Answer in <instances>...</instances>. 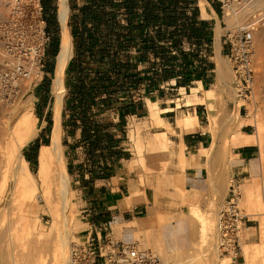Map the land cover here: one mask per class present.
<instances>
[{
	"label": "bare ground",
	"instance_id": "6f19581e",
	"mask_svg": "<svg viewBox=\"0 0 264 264\" xmlns=\"http://www.w3.org/2000/svg\"><path fill=\"white\" fill-rule=\"evenodd\" d=\"M0 2L3 4L4 2L12 4V8H8L11 9V12L7 10L8 13L6 11H0V20L1 18H4L0 22V33L3 31L6 33L3 37L0 36V42H2L0 45V58L21 62L27 66L30 72L29 79L24 85L19 87L20 90L16 97L9 96L11 92L8 91L2 93L4 97L8 96L7 101L2 100L3 98L0 97V106L3 108L8 109L7 107L13 106L11 109L16 107L21 110V116L19 115L20 118L16 121V124L10 125L9 119L6 118L7 120H4V117L2 120L4 122L2 124L0 123V264H73L71 250L75 245L74 241L77 237L79 227L78 219L73 210L74 195L65 161L61 136L62 100L66 91L65 75L69 62L73 56L74 46L73 37L68 29L70 7L67 0H58L57 2V13L61 26V43L60 50L55 57V71L51 84V90L55 96V124L52 129L50 143L43 144L40 148L38 170L35 174L30 169L29 161L22 151L39 132V128L37 127L38 117L34 112L33 94L30 85L32 84L31 82L33 80L35 81V78H38L42 72L39 60L44 51V25L46 22L41 19L40 16V0H0ZM199 3L203 13L202 16H211L206 10L207 1L200 0ZM262 9H264V0H225L224 19L228 25L227 28L231 31H233V29L235 30V28L241 30L239 24H241L242 20L245 21L246 15L252 16L248 25L251 26L252 29L258 28L260 26L258 19L261 16V12L259 13L258 11ZM5 21H8V24L10 25L8 28L3 29ZM216 21L217 26L214 47L217 89L219 88L221 91L228 94L230 99H234L236 106L235 112L230 115V118L226 120L225 123H222V127L224 126L225 129L231 127L233 129L230 133V142L234 146L257 145L260 148V154L262 156V154H264L263 111L261 113L258 111H252V113L250 112L247 116H240L239 109L241 105L247 104L248 102L246 97H239L237 88L233 87L231 84L233 80L235 81V75H233L232 72L233 66H231L229 59L223 57L221 54V36L223 27L219 20ZM248 22H246V24ZM29 23L33 24L26 26ZM247 26L246 28L249 27ZM238 29L235 31H239ZM17 30H20L21 34L26 37L27 44L25 43L24 45L27 46V49L18 46L16 40H14V42L11 41L13 39L12 37H14L11 33H15ZM256 35L257 33L254 37H256ZM215 88H205L203 82L199 81L198 86H193L191 88V95H200L199 102L206 105L208 99H211L216 95ZM182 92L186 95L184 90ZM193 103L194 101L189 100H186L185 102L186 105H192ZM179 105L180 103L178 106ZM148 107L149 116L155 120L156 125L170 127L161 116V113L165 110L159 106L158 100L148 99ZM208 117L209 123L206 127H203V130L210 131L213 134V140L208 147H201L199 151L200 156L204 158L207 165H209L211 161L213 162V160H215L213 158H215L218 155L217 153L221 151L216 148L217 143L215 140V137L220 130L219 117H217V113L215 115L209 114ZM177 122L178 126L185 131H194L200 126L198 115L195 112L185 114L183 117L178 118ZM246 125H254L256 130L253 133H246L242 129ZM136 131L138 130L136 129ZM132 137H135L136 139L138 136L133 133ZM156 144H159L161 149L165 151L169 150L170 146L173 145V142L170 139L168 132L160 131L155 134V142L150 143L149 148L154 150ZM144 149V144L138 141L136 145L138 153L137 160L145 168L147 163L144 156ZM182 149L183 148L181 147L180 154H178L180 157L179 161L183 167H187L189 162L186 158V153H184V150L182 151ZM220 154L221 153L219 152V156ZM218 159L221 160L220 158ZM191 160H193V158ZM227 161L230 163L231 158L228 157ZM227 161L223 163L222 167L223 176L225 177L230 175L231 170V164H227ZM132 164L135 163L132 161ZM140 180L143 181V179ZM9 183L11 184L9 185ZM240 186L242 197L238 202L239 205L241 204L243 208H247L249 211L247 212L250 213V216L252 215L251 218L259 219L263 229L264 214L258 212L259 210L257 206L254 204L252 206V203L254 202L253 197L255 196V194L253 196L254 191L252 186L248 184ZM39 192H41V195L38 194ZM134 195L135 194L132 193L130 196L126 197L127 203H131ZM40 200H44L46 206H48L49 210L52 212L53 221L47 228L33 215L34 213H31V210L38 207ZM254 206L257 207V211L253 208ZM215 214V212L205 213L198 208L191 209V216L195 219L196 224H198V230H196V232H191L193 235L194 232L196 233L197 240L196 242L193 241L190 236V231L186 233L184 239L186 236L187 241L180 246L179 250L174 251L170 256L168 255L169 257L167 256L168 260L171 258V263L227 264L231 262V256L229 258L224 255V257L218 256L219 258H217V252L222 250H218L217 243H219V233L217 230V218ZM133 226L134 225H131V227ZM146 232L141 231L138 236L141 238L143 237V240H146L145 242L147 243L149 237L151 238V235L149 236ZM209 233H212V236H210ZM214 233H217V243H213L214 238H216V234L214 235ZM154 238L156 237L154 236ZM157 242L160 241L157 240ZM241 243L243 245V256L247 264H260L261 261V264H264V257H260L261 253L263 254L262 248H264V241L261 245L258 243H247L243 241ZM185 245L187 246L186 250ZM182 254L186 256L182 258ZM179 256H181L180 258L182 259H179Z\"/></svg>",
	"mask_w": 264,
	"mask_h": 264
},
{
	"label": "crops",
	"instance_id": "0c3cea01",
	"mask_svg": "<svg viewBox=\"0 0 264 264\" xmlns=\"http://www.w3.org/2000/svg\"><path fill=\"white\" fill-rule=\"evenodd\" d=\"M120 1L118 0V3ZM206 1V10L211 16L213 14L212 17L202 16L200 0H151V6L155 8L153 16L146 15L143 12L144 8H141L139 15L130 17V21L126 18L120 20L122 24L130 22L133 26L128 29L131 30L130 35H132L130 37L132 41L129 43L133 47L123 51L127 61L123 60L125 64L118 72L119 83H109L110 86L112 85L111 89L117 90L116 95L109 96H115V103L122 106V111L118 114L119 123L115 121L108 129L98 130V133L92 135L91 144H84L76 139L69 144L73 152L71 162L73 173L78 178L76 182L80 184L78 190L86 206L91 231L97 233L102 241L110 242L117 249L128 243L111 240L105 232L107 225H111L112 222L121 224L138 221L147 218L150 214L149 205L144 197L133 196L132 206H126L129 204L126 197L135 192V181H132V174L129 176L127 165L124 163L128 161L125 144L129 142L130 122L137 120L143 124L146 120L152 119L149 117L148 99L159 101V106L165 110L161 116L170 127L164 125L154 127L152 135L146 140L151 137L149 142L154 143L153 135L166 131L173 142L169 150L165 151L159 150L156 144L157 149L152 152V158L157 162L169 161L168 170L172 176L170 181H175L176 177L180 176L187 188L205 192L211 188L208 166L199 152L201 147H208L213 140V134L203 130V127L208 125L209 111L205 104L199 102L198 96L191 95V88L198 86L199 81H202L205 87H213L215 84L212 83L216 75L214 42L208 52L206 41L207 39L215 41L216 20L221 22V5L216 0ZM57 2L58 0H54L52 6L56 8L54 10L50 6L47 16L55 12L56 20L59 22ZM163 7H166L165 13ZM55 33L53 28L51 35L54 36ZM51 44L52 42L47 44L45 51L48 76L55 71V64L52 68L55 55L54 51L50 52L53 48ZM225 53L226 47L222 42L221 54ZM91 84L94 86V83ZM183 90L186 95L183 94ZM44 93L41 96L42 110L39 116L43 126L37 137L39 141L27 149L29 163L38 159L39 147L43 145L44 138H48L47 129L51 127L48 121L51 117L46 110L50 100L47 99L48 94ZM186 100L194 103L186 105ZM194 112L198 115L200 126L194 131L182 130L178 126V118ZM137 127L139 128L138 125ZM75 132L76 138L78 133L80 135L83 132V128ZM85 146V150L91 153L87 159L80 157ZM181 147L189 162L186 168L185 166L182 168L179 161L178 154ZM233 153L237 157L231 163L230 175L235 179L236 176L248 173L252 159L257 153V146H238ZM151 216L155 217L154 214ZM162 229L170 243L176 241L183 243L187 240L186 236L184 239L187 232L184 221L172 222ZM168 233H171V236Z\"/></svg>",
	"mask_w": 264,
	"mask_h": 264
},
{
	"label": "rangeland",
	"instance_id": "374dc122",
	"mask_svg": "<svg viewBox=\"0 0 264 264\" xmlns=\"http://www.w3.org/2000/svg\"><path fill=\"white\" fill-rule=\"evenodd\" d=\"M91 1L92 0H68L67 1L70 7V13H69V18H68V29L70 31L71 36L73 37L74 46H73V56L69 62L68 69L65 75L66 91L63 95V100H62V110H61L62 133H61V136H62L65 161H66L67 169H68L70 180H71V188H72L73 195H74L73 196V202H74L73 210H74V214L76 218L78 219L79 229H78L77 237L74 241L75 245L78 243L85 242L87 233L91 231V226L88 222L87 210H85L86 209L85 203L82 201L80 192L78 190V187L80 186V184L76 182L78 178L73 173V168L71 165V162L73 160V152L71 151L72 147H69V144L75 141L74 139L80 142H84V144L86 143L91 144V141L93 140L92 135H94L95 133H98V130L103 131V130L108 129L110 125H113L115 123V121L116 123H119L118 114L119 112L122 111V108H121L122 106L115 103V100H116L115 96L113 97L109 96L110 94L116 95L117 90L109 88L110 85H108V83H119L120 80H119V74L117 72V69H118L117 66L119 65V63L123 64L125 63V61H127L126 56H123L124 55L123 51H127L133 47L130 45V43H128V46L126 47L124 44L120 45V44L115 43V46L110 47L112 49L111 54H104L100 51L103 49L102 47L105 46V40H102V39L95 40V39L88 38V45L90 46L93 45L94 51L84 52L83 54H80L77 52V49H78L77 41L80 40V33H81V28H80V23H79V16L81 15V8L89 4ZM111 1H113L115 4L118 2V0H111ZM97 2H99L104 7L107 6L106 11L110 13L111 19H114V20L125 19L126 17L124 15L126 14L125 9L123 8L120 9L117 6L112 7L109 4L106 5L107 3L105 0H97ZM40 3L43 6V0H40ZM9 4L10 3L8 2L7 3L4 2V4L0 2V9H2L0 11L7 10L11 12V9H8V8L9 7L12 8L11 6L12 4H10V6ZM163 8H164L163 12L165 13V7ZM258 12L259 13L261 12L260 14L263 19L264 9L259 10ZM42 15L46 21V34L50 35V39L47 40L45 44V51H46L47 44L50 42H53L54 37H57L60 43L61 26L59 22H57V20L55 21L56 17L54 18L52 17V21L54 20L53 22L58 24L56 25V35L52 36L51 35L52 29L49 28V23L47 21V16H46V11H45L44 6L42 10ZM224 16H225V7H221L220 24L223 27L221 43L223 42L224 46L226 47V53L222 56L228 58L231 63V66H233V61L230 59V56H229L230 51H228L230 47H229V44L226 43L225 33H226V30H228L227 28L228 25L224 19ZM261 16L258 19L260 22V26L256 29H253V31L254 30L257 31V32L254 31L257 33V35L256 37H253L254 38L253 47L255 51L254 56H253L254 65H255V80H254L253 96L246 97L248 103L243 104L244 106L241 105L242 107H240L239 109L240 116H247L248 114H250V112L252 113V111H258L260 113L263 111L262 113L264 114V31H263L264 19L262 20ZM75 17H77V19H75ZM251 17L252 16L250 15L248 16L246 15L245 21L242 20L245 23L241 21V24H239V27H241V29L246 28V26L251 21L250 20ZM3 19L4 18H1L0 22ZM246 22L248 23L246 24ZM5 23H8V21L7 22L5 21ZM121 26H124L127 28V26H129V23L126 22V24H123V25L120 24V26L117 27V30ZM126 28H123V29L126 30ZM248 28H251V26H249ZM237 29L238 28H235V30ZM235 30L233 29V31ZM256 33H254V35ZM0 36L3 37L1 33H0ZM215 38H216V30H215ZM206 42H207V50L209 52L210 45L213 42L215 45V41L213 39L212 40L207 39ZM1 43L2 42H0V45ZM52 46H54V44H52ZM53 50L54 48H52L50 52H53ZM118 52L121 55V56L119 55V57L117 54ZM46 56L47 54L46 55L44 54L43 59H42L44 66L43 67L40 66L41 71H42L41 74L39 75L38 78H35V81L33 80L31 82L32 84L30 85L31 92L33 94L34 112L36 116L38 117L37 127L39 128V131L41 127L43 126L42 123L39 121V116L42 110L41 109V96L45 94L44 92L48 94L47 99L50 100L49 106L47 107L46 110H47L48 115L51 117L48 119V121L51 124V127L50 129H47V133L49 136L48 138H44L43 144L50 143L52 129L55 124V116H54L55 115V110H54L55 96L51 90L53 73H51L49 76L46 74L47 72ZM119 58L121 60H119ZM214 59H215V56H214ZM73 62L79 65L75 69L73 68V65H75V63ZM52 63L55 64V58ZM215 64H216V60H215ZM232 72H233V75H235L234 71ZM46 77H50V78H46ZM43 82H46V84H44ZM234 82H235L234 80L231 82L233 87H235ZM75 83H77V85H79V83H88V85H86V87H88V91L90 90L88 94L92 95L93 97L97 99L88 98V100L92 102H86L85 104L78 103L76 99L78 98L80 93L77 88L78 86L74 85ZM91 83H94V86ZM212 83H215L213 87H205V88H215L216 87L215 88L216 95L212 97L211 99H208V103L206 104V106L209 111L208 115L209 114L215 115L217 113V117H219L221 127L219 126L220 130L217 136L215 137V140L217 143L216 148L218 150H221L219 152L222 155L220 154L221 156L220 157L219 152H218L217 153L218 155L216 157L220 158L221 160L215 157L213 158L215 160H213V162L211 161L210 164L207 165L208 170H209L208 172L209 182L211 185L210 190L205 192V191H197L195 189L187 188L186 185L184 184L183 179H181L180 176H177L175 181H170L169 179H171L172 176L170 175V172L168 170L169 161L164 160V161L157 162L155 159L152 158V151L155 152L157 148L159 150H163V149H161L159 144L157 148L155 146L154 150L149 148L150 147L149 141L151 137L148 139V141L146 140L148 136L152 135L151 132L153 128L159 125H156V122L153 119L151 120L148 119L143 124L139 123L140 121L133 120L132 122H130L129 127H128L129 142L125 144V147L127 148L126 157L128 161L126 160L124 161V163L127 165V168L130 174L129 176H131L132 174V177H131L133 179L132 181H135V184H134L135 192L133 191L132 193L135 194L134 196H141L145 198L146 203L149 205L148 210L150 211V214L145 219L134 221L136 223V226L134 222H127V223H121V224L112 222L111 225H107V230H105V232L108 233L109 238L111 240L115 242L125 241L128 244L137 243L142 248H149L157 252L166 263L173 264L170 262L171 258H169L168 260V257L174 251L179 250L180 246H182V244L185 243V240L183 243H181V241L170 243L169 240L166 239L167 234L164 233L162 228L166 225L171 224L172 222L184 221V224L187 230L186 233L190 231V236L192 237L193 241L196 242L197 237H196L195 232L196 230H198V224H196L195 219L192 218L191 216V209L198 208L200 211H203L205 213L215 212L216 218L218 217V210L225 203L226 199L229 197V193H230L229 185H230L231 180L234 179L232 178L233 176L231 175L227 177L223 176L224 175L223 168H222L223 163L227 161L228 157L231 158V162L228 163L227 161V164H231L233 160L236 159L237 156L233 153V151L238 146L236 145L234 146L230 142V133L233 131V129L231 127H228L226 129L224 126L222 127V123H225V121L230 118V115L236 110L235 100L230 99L228 97V94L221 91L219 88L217 89L216 75H215V80ZM50 96L51 98H49ZM102 96H105V97L102 98ZM198 97L200 98L201 96L198 95ZM111 100L112 102H110ZM7 108L8 109L0 106V118H1L0 123L2 124L4 122L2 120L5 118L4 120L9 119L10 125L16 124L17 123L16 121L21 116L20 115L21 110L16 107H15L16 109L15 108L11 109L13 108V106L11 107L9 106ZM208 118H207V122L209 123ZM84 124L85 126H87V129L89 130V135L86 136L85 134H83V132H81V134L79 135L78 133V136L75 138V135H74L76 133L75 131L79 128H82ZM137 125L139 126V128L137 127ZM136 129L138 131H136ZM242 129L244 131L252 132V133L256 130L254 125H247L243 127ZM92 130H94V132H91ZM133 133L136 134V136H138L136 137V139L135 137H132ZM38 134L23 148V151H22L23 154L27 153V149L33 143H37V141H39V139L37 140ZM153 137L155 139V135H153ZM138 141H140L145 146L144 156L146 158V163H147V164L145 163L146 164L145 168L137 160L138 153L136 150V145ZM85 148L86 146L83 147L84 151L83 153H81L80 157L81 158L84 157L85 159H87V157L91 153H88V151H86ZM39 151H40V147H39ZM262 156L260 154V148L257 146V153L252 159V162H251L252 165H251L250 170L248 171V173L244 175L236 176L235 179L237 180V183L239 185L238 190L240 192V197H239L238 202L241 200L240 198L242 197V194L240 191L241 190L240 185L248 184L252 186V189L254 191L253 196L255 194V196L253 197L254 202L252 203V206L254 204L255 206L258 207V210H259L258 212L261 214H264V154H262ZM217 159L219 160V162ZM132 161L135 164H132ZM38 164H39L38 159L29 163L30 169L35 174L37 173V170H38ZM140 179H143V181ZM122 181L124 182V180ZM10 184L11 183H9V185ZM38 194L41 195V192H39ZM39 202H40L38 203L39 205L37 204L38 207L36 209H33L34 211L31 210V213L32 214L34 213L33 215L41 221L43 226L47 228L53 221L52 212L49 210V207L46 206L44 200H40ZM126 206L127 207L132 206V203L127 204ZM150 206H153V207L151 208ZM255 206L253 208L255 209V211H257V207ZM239 207L241 209V213L244 216L243 217L244 226H243V230L241 233L242 239L240 241V245L237 247V251H238L237 258L234 259V256L236 255L234 251H230L229 253H224L223 251H218L219 253L217 252L218 254L217 258L224 257V255L228 256L229 258L230 256L232 257L231 262L227 264H247L243 256V250H242L243 245L241 243L242 241L247 242V243H258L259 245H261V243L264 241L263 239L264 227L262 229L261 227L262 225L260 224L259 219L257 220L253 217L251 218L252 215L250 216V213H248L249 211L247 210V208L245 207L243 208L241 204L239 205ZM31 213L30 215L32 216ZM153 214L155 217L151 216ZM151 217L153 218L151 219ZM131 225H134L135 227L133 226L131 228ZM141 231L142 232L147 231L146 233L149 236L151 235V238L149 237L150 241L148 240L146 243L145 242L146 240H143V237L141 238L138 236V234H140ZM191 231H195L194 235ZM215 234H216V238H214L213 243H217V233H214V235ZM168 235L171 236V233H168ZM209 235L212 236V233H209ZM154 236L156 238H154ZM157 240L160 242H157ZM128 241H131V242L129 243ZM186 248L187 246L185 245V250ZM262 249H263V254L261 253L260 257L263 258L264 248ZM218 250H221V249L218 248ZM181 256L183 258L186 255L182 254ZM181 256H179V259H182L180 258Z\"/></svg>",
	"mask_w": 264,
	"mask_h": 264
},
{
	"label": "built area",
	"instance_id": "2783aa9c",
	"mask_svg": "<svg viewBox=\"0 0 264 264\" xmlns=\"http://www.w3.org/2000/svg\"><path fill=\"white\" fill-rule=\"evenodd\" d=\"M221 7H225V0H218ZM43 6L41 5V19ZM46 22V21H45ZM29 23L26 26L32 25ZM10 24L5 23L4 28ZM253 29L244 28L239 31L226 30V43L229 44V56L233 61V71L235 74L234 85L237 88L239 97H251L254 91L255 65L253 61ZM4 36L5 31L1 32ZM11 40L18 43L23 49H27L26 37L20 30L15 31ZM44 51L40 56V65L43 67V56L45 54V44L50 39L46 34V23L44 25ZM30 72L26 65L11 59L0 58V97L8 100L2 93L11 92L9 96L16 97L19 87L24 85L29 79ZM244 106V105H242ZM241 106V107H242ZM237 180L233 179L229 185V197L218 210L217 230L219 233L218 248L224 253L234 251L237 258V247L240 245L241 233L243 230V214L238 205L240 192ZM84 243H78L72 247L71 257L73 264H169L152 249L142 248L137 243L122 245L119 249L113 247L110 242L102 241L97 233L89 231Z\"/></svg>",
	"mask_w": 264,
	"mask_h": 264
},
{
	"label": "trees",
	"instance_id": "16d2710c",
	"mask_svg": "<svg viewBox=\"0 0 264 264\" xmlns=\"http://www.w3.org/2000/svg\"><path fill=\"white\" fill-rule=\"evenodd\" d=\"M106 1V5H110L112 7L117 6L120 9L123 8L126 10V14H124L126 17V19L128 21H130V17H136L137 15H139V9L144 8L143 12L146 15H154V6H151V0H121L119 3L117 2L116 4L111 1V0H105ZM54 2V0H43V4H44V8L46 11V16L48 14V12L50 11L49 9H54L56 7L52 6V3ZM118 4V5H117ZM51 6V7H50ZM106 7L107 6H103L101 5L99 2H97V0H92L89 4L83 6L81 8V15L79 16V23H80V28H81V33H80V40L77 41V52L80 54H83L84 52H92L94 51V46H90L88 45V38L91 39H102L105 40V46L102 47L103 49L100 51L104 54H111L112 49L110 47L115 46L116 44H120V45H125L128 46V43L132 40L130 37L132 35H130L131 30L129 31L128 29H130L132 26V24L130 22L129 26L124 27L121 26L120 28L117 27L121 25H123L122 23H120V20H114L110 18V13L108 11H106ZM157 9V8H156ZM164 10V8H163ZM166 10V7H165ZM55 13H51L49 16H47V21L49 23V28L53 29L55 28V32H56V23H54L52 21V17H56L54 15ZM75 19H77V17H75ZM92 20H94L95 22H92ZM56 21V19H55ZM91 26V27H89ZM105 27V28H104ZM123 28H126L123 29ZM106 29V30H104ZM104 30V32H103ZM128 31V32H127ZM124 32H127L126 34ZM56 35V33H55ZM52 44H54V46H52L54 48V55L55 57L57 56L58 52H59V40L57 37H54ZM51 44V45H52ZM118 57L120 55V53L118 52ZM121 56V55H120ZM76 60V59H75ZM119 60H121L119 58ZM73 61V60H72ZM78 61V60H77ZM75 61V62H77ZM73 62V63H75ZM125 63H119V65L117 66V72H119L121 70V68L123 67ZM77 66V63H75V65H73V68L75 69ZM54 67V64L52 63V68ZM68 69V68H67ZM50 71H53V69H50ZM67 72V71H66ZM119 74V73H118ZM75 86H78V91L80 93V95L77 98L78 103H86V102H92L89 101V99H95V97H93L92 95L88 94V87H86V85H88V83H79V85H77V83L74 84ZM109 85V83H108ZM110 88V86H109ZM107 101V100H106ZM86 122V121H85ZM83 128V134H85L86 136L89 135V130L87 129V126L82 127ZM96 142V141H95ZM100 144V141H98ZM95 144V143H94ZM27 159L28 158V154L25 153L24 154Z\"/></svg>",
	"mask_w": 264,
	"mask_h": 264
}]
</instances>
